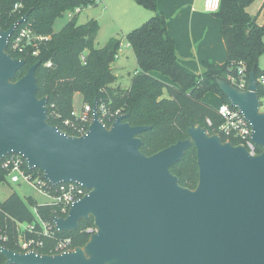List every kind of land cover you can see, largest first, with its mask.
<instances>
[{
	"label": "water",
	"instance_id": "1",
	"mask_svg": "<svg viewBox=\"0 0 264 264\" xmlns=\"http://www.w3.org/2000/svg\"><path fill=\"white\" fill-rule=\"evenodd\" d=\"M28 17L0 29V160L19 153L53 185L75 182L89 189L66 216L52 220L63 233L93 217L95 229L84 246L62 253L0 244L5 264H264V111L256 68L247 90L217 81L251 123L259 153L191 123L188 138L146 155L139 133L151 126L131 125L127 112L108 127L97 101L83 135L49 123V98L38 96L40 62L13 80L27 59L14 57L8 46ZM192 144L199 167L195 188L171 171Z\"/></svg>",
	"mask_w": 264,
	"mask_h": 264
},
{
	"label": "trees",
	"instance_id": "2",
	"mask_svg": "<svg viewBox=\"0 0 264 264\" xmlns=\"http://www.w3.org/2000/svg\"><path fill=\"white\" fill-rule=\"evenodd\" d=\"M19 1L23 7L14 10ZM98 1L0 0V28L8 29L16 20L28 14L27 21L17 27L16 33L22 27L30 26L36 34L45 36L39 43L38 54L16 52L11 44L8 46V51L14 57L27 59L13 80L20 79L33 64L40 62L36 70L38 96L49 98V123L69 134H79L64 124L66 119L76 120L72 113L75 94L79 93L84 102L92 106L95 101L98 104L105 102L113 110L129 112L127 121L133 126L150 125L139 136L143 139L141 151L152 155L180 139L188 138L191 123L206 127L210 134L219 132L222 124L219 106L215 107L204 100L206 93L213 92L221 96L222 102L230 103L218 79L234 84L233 78L242 64L246 66L248 75L253 68H256L257 77L264 74L259 66V59L264 53V24H258L257 17L248 12L253 0H221L220 8L214 15L223 22L221 33L228 58L222 64L208 62L201 74L191 73L179 64L176 42L168 33L165 14L158 10V0H135L154 11V15L126 34L136 56L138 70L129 88L115 87L113 64L122 45L121 38L111 37L104 46L97 47L98 20L78 22V12L97 5ZM65 13L71 14L69 21L55 31L56 21ZM153 71L169 77L172 83L156 77ZM208 119L212 124L207 122ZM223 138L227 140V137ZM232 142L238 144L239 141L233 139ZM26 169L44 176L39 168L30 170L26 165ZM171 171L180 178L183 186H197L199 167L194 144L179 162L171 166ZM7 178L8 171L0 165V181L4 182ZM63 214L56 204L39 203L33 197L23 198L14 192L5 200H0V234L8 236L6 241L0 239V244L20 251L19 236L24 232L21 224H33L36 230H40L39 219L52 221L53 215ZM93 228V217L83 219L76 231H56L52 238L44 237L45 244L38 250L51 254L55 241L64 237L72 238L75 247L84 246ZM5 262L6 258L0 252V264Z\"/></svg>",
	"mask_w": 264,
	"mask_h": 264
},
{
	"label": "built area",
	"instance_id": "3",
	"mask_svg": "<svg viewBox=\"0 0 264 264\" xmlns=\"http://www.w3.org/2000/svg\"><path fill=\"white\" fill-rule=\"evenodd\" d=\"M221 0H205L204 6L208 12L214 13L219 10ZM23 7L21 1L15 4L14 10ZM79 11V9H77ZM71 15V14H70ZM1 29V28H0ZM16 31L14 32V34ZM10 38L11 48L13 51L18 52H32V54L39 53V43L45 39V36L36 34L30 26L22 27L14 36ZM14 36V37H13ZM51 63H48L50 65ZM258 94L260 100V109L264 111V74L257 77ZM234 85L242 90H247L249 86V75L245 65H241L238 74L233 78ZM98 112L101 120L110 127L115 119L124 114L120 109L113 110L105 102L98 104ZM94 113V106L85 104L83 108L78 111L74 107L73 116L76 120L66 119L64 124L74 131L76 136L83 135L87 132ZM219 116L222 119V124L219 127V132L222 136L227 137V140L237 139L238 144L245 145L251 154L259 153L260 146H258L252 138L253 128L251 123L245 118L240 109L232 106L230 103L222 102L218 107ZM212 124L210 119L207 120ZM88 125V126H87ZM66 132V131H65ZM72 135V134H71ZM0 165L8 171V177L13 182L21 180L26 181L33 187L37 188L44 195L51 198L48 203L56 204L60 207L61 212L66 216L69 212L71 205L78 199L85 196L89 189L85 188L82 184L75 182H65L58 185H53L44 176L40 174H33L26 169V159L19 153H11L0 160ZM28 167V165H27ZM29 169V167H28ZM41 229L36 230L33 224H21L22 232L19 236L20 251L26 252L29 250H38L44 246V237L52 238L56 231L54 221H46L39 219ZM95 228L92 229V232ZM27 232V233H26ZM1 240H7L8 236L0 234ZM73 240L70 237L59 238L55 241L53 246V253H62L73 250ZM39 251V250H38Z\"/></svg>",
	"mask_w": 264,
	"mask_h": 264
},
{
	"label": "crops",
	"instance_id": "4",
	"mask_svg": "<svg viewBox=\"0 0 264 264\" xmlns=\"http://www.w3.org/2000/svg\"><path fill=\"white\" fill-rule=\"evenodd\" d=\"M204 1L158 0V10L165 14L168 33L176 42L178 62L187 71L194 74L203 73L208 62L222 64L228 58L226 44L221 33L223 22L214 13L205 9ZM99 4L100 6H98ZM94 6L83 8L78 12V16L87 12L88 21L90 19L98 20V17L101 18L102 15L107 14L122 24V30L125 32L140 26L154 15V11L135 0H99L96 7H100V9L98 8L99 11H95V13L91 11ZM68 16L58 30L69 21L71 15L68 14ZM60 19L58 18V20ZM54 30L58 31L55 29V25ZM152 74L172 83L169 77L160 72L153 71ZM130 85L122 88H129ZM204 100L215 107H218L223 101L220 95L213 92L206 93Z\"/></svg>",
	"mask_w": 264,
	"mask_h": 264
},
{
	"label": "rangeland",
	"instance_id": "5",
	"mask_svg": "<svg viewBox=\"0 0 264 264\" xmlns=\"http://www.w3.org/2000/svg\"><path fill=\"white\" fill-rule=\"evenodd\" d=\"M96 6L97 5H95L91 9V11L94 13L95 11L98 12L100 9V7ZM98 6H100V4ZM248 12L253 17H257L258 24H264V0H253V2L248 7ZM68 17V13H65L62 17H60L61 19L59 18L60 20H58L55 24V29L58 30L61 23ZM78 17V22L80 23L87 21V12L81 13V15H79ZM98 20L100 24V30L96 39L97 47L104 46L111 37H119L122 40L121 48L113 64L114 73L116 74V81L113 83V86L127 87L131 84L133 76L138 70V62L136 56L126 38V34L128 32L123 31L122 24H119L116 19H112L107 14L102 15L101 18L98 17ZM259 66L262 70H264V53L259 59ZM165 95H167V91H165ZM85 104L90 103L84 102L81 94L76 93L74 97L75 109L80 111ZM14 192H17L23 198L33 197L39 203H48L51 200V198L44 195L37 188L33 187L24 180H21L19 182H13L8 177L6 181H0V200H5Z\"/></svg>",
	"mask_w": 264,
	"mask_h": 264
}]
</instances>
